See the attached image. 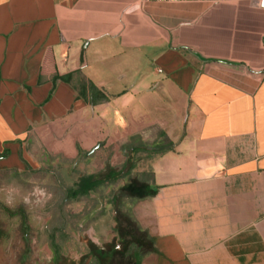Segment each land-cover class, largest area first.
<instances>
[{"label": "crops", "instance_id": "1", "mask_svg": "<svg viewBox=\"0 0 264 264\" xmlns=\"http://www.w3.org/2000/svg\"><path fill=\"white\" fill-rule=\"evenodd\" d=\"M90 83L109 99L81 95ZM97 156L122 176L100 188L98 241H119L121 195L141 264H264V9L0 0V177L77 173Z\"/></svg>", "mask_w": 264, "mask_h": 264}, {"label": "rangeland", "instance_id": "2", "mask_svg": "<svg viewBox=\"0 0 264 264\" xmlns=\"http://www.w3.org/2000/svg\"><path fill=\"white\" fill-rule=\"evenodd\" d=\"M106 161L105 156L91 158L79 164L77 173H69L62 167L55 175L31 174L22 179L0 177V203L13 212H23L29 228L25 240L21 218L11 217L0 210L3 233L0 264H134L129 245H143L146 240L143 233L130 230L133 223L126 214L129 201L125 196L117 195L113 210L107 209L105 213L117 212V222L122 223L120 239L116 243L98 241L92 227L100 215L98 204L100 201L103 203L111 191L99 189L83 201L63 204L65 187L73 186L81 175L98 172L103 163L105 168L99 177H105L110 171ZM122 161H115L116 166ZM83 209L84 221H79L82 215L77 221L69 217ZM93 216L97 217L94 222ZM63 218H67L66 223H63Z\"/></svg>", "mask_w": 264, "mask_h": 264}, {"label": "trees", "instance_id": "3", "mask_svg": "<svg viewBox=\"0 0 264 264\" xmlns=\"http://www.w3.org/2000/svg\"><path fill=\"white\" fill-rule=\"evenodd\" d=\"M87 89V90H86ZM87 91H89V95L91 97L92 103L96 104L101 101H106L109 98L105 95L101 96L100 99L97 98V95L100 94L98 89L90 83L87 88H82L81 90V95L84 97L87 96ZM101 147V146H100ZM173 146L170 147H158L154 153H159L163 154L171 150ZM122 176L120 174H113L112 176L106 175L103 178H100L99 175H82L78 179V181L73 185V186H67L63 190V204H68L70 202H79L82 201L83 199L89 198L93 193L97 192L101 187L108 186L109 184H116ZM138 188H141V184L138 185ZM120 193H124L126 195H130L133 197L141 198L142 195L146 196L147 194H142L140 192V189H129V188H124L120 190ZM0 210L4 211L7 215L13 217V216H19L21 218V231L23 233V236L26 240L27 236V231H28V222H27V217H25V214L21 211L18 212H13L7 208H5L4 205L0 203ZM72 219L77 220L79 216H71ZM128 220V219H127ZM133 223V226L130 227V230H133L134 232H139V228L136 225V223L130 221ZM64 223V222H63ZM122 224V223H121ZM121 224L118 223V233L121 230ZM126 222H124V225ZM120 235V233H119ZM3 238V233L0 228V240ZM146 240V238H145ZM131 241V240H130ZM133 242V241H132ZM140 243V242H139ZM129 249L131 253L133 252V256L135 258V263L134 264H141V259H142V253L141 250L145 247V243L142 245L140 244H134L130 243Z\"/></svg>", "mask_w": 264, "mask_h": 264}, {"label": "built area", "instance_id": "4", "mask_svg": "<svg viewBox=\"0 0 264 264\" xmlns=\"http://www.w3.org/2000/svg\"><path fill=\"white\" fill-rule=\"evenodd\" d=\"M152 1H156V0H144L145 3H150ZM255 2L261 9H264V0H255Z\"/></svg>", "mask_w": 264, "mask_h": 264}]
</instances>
